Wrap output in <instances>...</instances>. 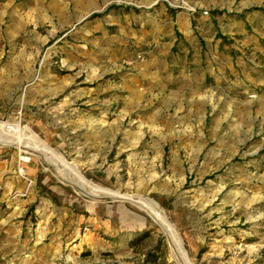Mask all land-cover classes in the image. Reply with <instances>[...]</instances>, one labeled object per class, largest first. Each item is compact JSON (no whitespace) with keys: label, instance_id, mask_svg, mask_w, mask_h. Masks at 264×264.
<instances>
[{"label":"rangeland","instance_id":"rangeland-1","mask_svg":"<svg viewBox=\"0 0 264 264\" xmlns=\"http://www.w3.org/2000/svg\"><path fill=\"white\" fill-rule=\"evenodd\" d=\"M180 12L205 18L195 44ZM222 52L264 70V0H0V123L15 128L1 132L34 134L85 180L155 201L192 264H264V91L246 94L248 115L212 77L193 98L152 76L159 57L189 73L194 55L216 67ZM21 152L0 146V264H182L135 202L89 197ZM105 205L141 216L139 230L100 229Z\"/></svg>","mask_w":264,"mask_h":264},{"label":"crops","instance_id":"crops-1","mask_svg":"<svg viewBox=\"0 0 264 264\" xmlns=\"http://www.w3.org/2000/svg\"><path fill=\"white\" fill-rule=\"evenodd\" d=\"M176 19L183 32L184 39L191 44H195L197 39L193 24L198 25L200 30L206 33L207 24L205 23V18L202 16H197V21L193 22L195 20L191 18L189 13L180 12L177 14ZM256 41V38H254L250 42L256 46ZM217 58L220 65L215 67L210 65V62L207 63L208 60L210 61L209 57L204 59L201 55H194L190 60L193 68L187 73L182 64H179V69H176V67L172 68L169 65L165 66L164 58L159 57L157 58L158 68L152 72V76L158 79L157 83L161 85V88L165 86L171 87V82L172 84L174 83L173 94L175 97L181 94L187 96L185 91L189 90L188 93L193 98L199 97V92L201 93L203 88L207 89V80L212 77L215 86H218V88L221 86H228L230 88L231 98L236 107L241 108L242 106L248 108L247 114L251 115L249 108L255 104L256 100L249 99L246 97V94L250 96V94L255 95L258 90L264 91V70H257L256 68L251 71L238 69L233 65L230 55L224 52L217 55ZM239 111L238 116L240 115ZM243 114H245L244 111H242ZM97 210H99L97 218L105 217L101 221L98 219V227L107 233L127 234L139 230L136 226L142 217L136 215L126 206L113 207L112 205H105V207L98 208ZM107 212H109V215H106Z\"/></svg>","mask_w":264,"mask_h":264},{"label":"bare ground","instance_id":"bare-ground-1","mask_svg":"<svg viewBox=\"0 0 264 264\" xmlns=\"http://www.w3.org/2000/svg\"><path fill=\"white\" fill-rule=\"evenodd\" d=\"M9 125L10 124L0 123V146L16 144L21 151H25L30 154H40V156L44 157V159L48 163L56 165L58 171H60V173H63L66 180H72L73 184L79 186L81 191L89 197L99 199L101 197L110 196L122 199L127 198L135 202L140 208L146 210L152 216V218L162 227L164 233L170 239L174 253L177 255L182 264H192L187 252L185 251V248L183 247L178 232L164 215L163 211L155 201H146L135 196H129L120 192L111 191L85 180L83 175L77 170L75 166H72L71 163H67V161L64 160L63 157L56 154L54 150H52L45 142L36 138V140L32 141L31 139H34V134H32L31 137L28 138L30 141H28L26 144H20V141H15V137L6 134L9 132H1L2 127H9Z\"/></svg>","mask_w":264,"mask_h":264},{"label":"built area","instance_id":"built-area-1","mask_svg":"<svg viewBox=\"0 0 264 264\" xmlns=\"http://www.w3.org/2000/svg\"><path fill=\"white\" fill-rule=\"evenodd\" d=\"M2 129H4L5 131H7L9 133H13L15 131V128H14L13 125H9V127H2ZM31 156H32V154L27 153L25 151H22L21 154H20V162H21V164H23V165L30 164L31 160H32ZM18 174H19V176L21 178H23L27 182L30 181V178L27 175V171H26L25 166H20V168L18 170Z\"/></svg>","mask_w":264,"mask_h":264}]
</instances>
